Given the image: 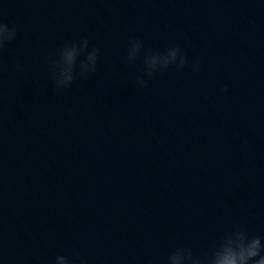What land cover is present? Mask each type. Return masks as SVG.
<instances>
[{
  "label": "water",
  "instance_id": "95a60500",
  "mask_svg": "<svg viewBox=\"0 0 264 264\" xmlns=\"http://www.w3.org/2000/svg\"><path fill=\"white\" fill-rule=\"evenodd\" d=\"M0 24V264L264 238V0H0Z\"/></svg>",
  "mask_w": 264,
  "mask_h": 264
},
{
  "label": "clouds",
  "instance_id": "9594fccd",
  "mask_svg": "<svg viewBox=\"0 0 264 264\" xmlns=\"http://www.w3.org/2000/svg\"><path fill=\"white\" fill-rule=\"evenodd\" d=\"M14 33L10 32L6 24H0V47L4 46L13 38ZM139 45L133 50H138ZM179 57V50L170 51L167 56H152L149 58L150 67H156L163 63L165 65L176 61ZM76 50L69 49L65 52V60L68 64L75 61ZM89 60L96 61V55L90 54ZM180 63L183 64V58H180ZM87 67V65H85ZM65 78L70 81L72 79L70 73H64ZM182 257L177 254L173 257V264H180ZM60 264H69L64 257L60 258ZM214 264H264V238L252 236L245 230H237L228 234L222 241L214 260Z\"/></svg>",
  "mask_w": 264,
  "mask_h": 264
}]
</instances>
